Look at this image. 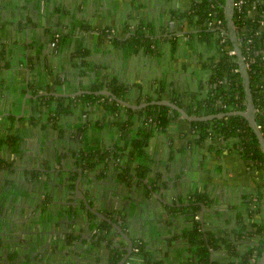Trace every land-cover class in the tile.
Wrapping results in <instances>:
<instances>
[{
	"label": "crops",
	"instance_id": "1",
	"mask_svg": "<svg viewBox=\"0 0 264 264\" xmlns=\"http://www.w3.org/2000/svg\"><path fill=\"white\" fill-rule=\"evenodd\" d=\"M193 1L0 0V136H19L16 140L18 151L7 148V157L23 163L27 153H30L34 159L32 164L48 157L54 163L62 162L66 142L59 139V131L68 129L74 133L77 129L82 130L87 119L91 126L88 133L90 140L85 136L84 131L88 129L85 128L81 142L83 149L112 147L119 137L117 131L101 119L108 115L103 107V96L87 99L85 107L81 108V103L61 112L60 125L56 128L47 120V115L57 105L58 97L68 96L67 100L76 103L82 98L77 95L92 91V83L105 82L115 76L128 83H139V87L128 92L131 100L140 95L147 100V94L156 97V80L164 77L163 96L172 99L185 93L187 103L200 78L207 77L201 62L212 54L204 51L202 46L185 42L187 33L196 29L189 27L187 21L173 19L174 11L183 12ZM139 23L152 24L155 33L152 35L162 38L157 43V54L144 52L141 48L128 49L124 40L133 34L134 27ZM55 32L61 33L60 38L56 46H51ZM171 34L175 36V46L169 41ZM34 58L40 60L38 68L32 67ZM33 70L40 73L37 82ZM199 89L201 95L206 93L204 88ZM38 93L41 96L38 97ZM96 119H100L101 123H96ZM91 120H94L95 126ZM186 126L188 124H183L182 120L181 124H172L164 131L156 130L150 136L148 149L153 153L151 173L154 176L157 171L162 172L167 186L155 190L161 198L155 197L152 192L154 200L150 201L148 209L143 208L142 214L133 219V236H141L147 241L150 249L163 259L162 264H188L190 253L187 242L181 236L172 235L174 232L181 235L188 222L179 212L165 215L162 199L173 201L180 195L187 202L191 192L201 189L212 192L215 202L203 209V215H206L208 227L219 229L225 226L227 219L224 210L230 216L234 214L237 209L233 210L231 205L240 206L245 192L257 197L264 194V165L258 168L248 163L229 141L215 137L213 147L208 139L200 148L189 145L179 151L178 146L191 136V131L185 137L179 135V131ZM170 136L175 142L173 145L169 142ZM171 147L175 149L173 157H169ZM119 157L120 162H127L126 150H122ZM110 170L113 172L111 175L108 174ZM108 171L98 176L100 180L103 178L102 181H109L104 185L106 188L113 187L112 182L118 178V169L109 168ZM24 178L13 182L12 190L0 191L4 194L0 197L11 199L12 194H20V198L23 193L26 194ZM136 185V195L141 196L143 183ZM129 196L121 197L130 201ZM262 201L261 217L264 216V198ZM130 202L133 204L134 200ZM15 205H10L11 219L16 216L13 212ZM217 207L223 209L219 210L221 217L213 215ZM57 216L56 210L51 209L44 219L49 224L54 222L59 225ZM212 218L215 223L211 222ZM234 219L235 216L228 221L226 229L235 225ZM44 223L40 222V227ZM83 243L89 244L90 239L84 237Z\"/></svg>",
	"mask_w": 264,
	"mask_h": 264
},
{
	"label": "trees",
	"instance_id": "2",
	"mask_svg": "<svg viewBox=\"0 0 264 264\" xmlns=\"http://www.w3.org/2000/svg\"><path fill=\"white\" fill-rule=\"evenodd\" d=\"M225 3L226 0H195L183 12H173V19H178L179 22L187 21L189 27L196 29L187 33V40L192 39V36L201 39L206 43L204 51L212 53L205 62H201V67L207 71L205 75L207 77L200 78L199 85L191 91L192 95L188 102H185L186 97H188L185 93H183V96L175 95L172 97L188 113L203 115L223 110L233 111L243 109L247 105L242 84L243 77L236 61L237 55L230 53L233 43L226 35L228 28L224 14ZM237 8L234 9L232 18L235 21L237 40L243 54L246 56L245 61L248 60L246 66L250 73V88L257 109L255 112L256 120L264 136V28L261 27V21H264V0H246L243 8L240 10ZM214 18H221L223 26L210 27L209 23ZM223 30H225L224 39L219 34ZM57 33L60 32H55L51 40H54L56 45L61 34L56 37L55 34ZM152 34H155L152 24L139 23L133 34L124 41L130 50L141 48L144 52L157 54L159 50L157 43L162 38L158 36L157 38ZM168 38L175 46V36L171 34ZM156 83L158 85L157 96L147 94L145 97L147 100L162 99L164 97L162 92L165 89L166 79L160 77L156 80ZM101 86L109 89L114 94L129 98L128 92L139 87V83H128V81L115 76L105 82L92 83L91 88L97 89ZM199 87L205 89L206 93L204 95L200 94ZM78 96L82 98L77 99L76 103L67 100L66 97L68 96L58 97L57 105L48 113L47 120L56 128L60 125L61 112H66L69 108L73 109V106L81 105V103L80 107H85L84 102L87 99L103 96L105 98L103 107L108 115L107 118L102 117L101 119H104L114 131H117L120 142L116 141V144L112 147L106 146V149L103 146L92 147V149L84 151L80 149L76 153L77 157L82 167L86 169H95L101 163L100 175H105L109 168H114L115 171L118 169V178L121 182L128 186L132 185L133 182L134 184L143 183L145 184L144 191L148 194L167 186V180L162 172L157 171L154 176L151 173L150 160L153 153L148 149L150 136L156 130L164 131L172 124H181L182 120L183 124L187 123L188 126L179 131V135L185 137L191 131V136L185 140L184 144L178 146L179 151L186 149L189 145H193V148L197 145L200 148L208 139L213 147L215 137H221L229 141L251 165L258 168L264 165V150L261 143L257 139L249 119L240 113L223 114L206 120H187L181 116L177 109L171 108V105L166 103H150L132 109L116 99H110L111 96L103 93L91 91ZM128 100L139 103L143 98L140 95L134 100L130 98ZM87 118L85 117V119ZM88 122L90 121L83 122L82 131L87 128ZM95 122L101 123L100 119H96ZM184 130L185 132H183ZM61 132H63V129L59 131V133ZM18 137L10 134L0 136V168L6 170L7 176L13 171L10 167L15 159H9L6 151L8 149L18 151L19 145L16 141ZM169 138L171 140L169 142L172 143L170 144L173 145L175 142L172 136ZM129 146H131L130 149H128ZM173 148L171 147L169 150V157H173L175 154ZM122 150H126L127 162L119 161ZM24 169L25 174L32 177L40 175L41 172L36 168L24 167ZM6 179L11 180L10 177ZM11 188H13V183H11ZM11 188L9 189L12 190ZM190 195L187 202L180 195H177L179 200L174 199L171 203L167 202L163 205L166 211L168 210L170 213L179 212L184 217V221L188 222L181 235L175 232L172 233V235L181 236L182 240L187 242L190 252L187 259L188 264H260L259 258L264 250V216L261 217L264 194L257 197L250 192H245L240 206L231 205L233 210L237 209L234 214L231 213L230 216V213L225 209L224 212H226L225 216L227 218L224 222L225 226L235 216L234 221L236 223L231 225L229 229H226L225 226L212 229L207 226L206 215H201L206 206L215 202L212 192L201 189L191 192ZM5 198L0 200V221L3 218ZM91 203L93 204V201ZM78 206L82 208L83 212L86 211L90 219L94 220V235L90 238V242L99 248V253L95 257V261L98 262L94 261L92 264H116L123 253L126 252L124 245L127 242L111 222L92 212L84 202L78 203ZM227 207L231 209L229 205ZM98 209H102L107 217L119 223L133 241L132 254L122 264H162L163 259L150 249L147 241L141 236H133L131 232L133 222L126 212H122V208L118 211L116 209L109 210L104 206ZM74 210V205L68 206L67 211L71 213ZM219 210L223 209L217 207L213 215L221 217ZM196 213H199L200 216L196 217ZM213 218L211 222H214ZM78 234V232L71 229L66 232L65 236L68 241L73 238L76 239Z\"/></svg>",
	"mask_w": 264,
	"mask_h": 264
},
{
	"label": "water",
	"instance_id": "3",
	"mask_svg": "<svg viewBox=\"0 0 264 264\" xmlns=\"http://www.w3.org/2000/svg\"><path fill=\"white\" fill-rule=\"evenodd\" d=\"M234 3H235V0H226L224 14H225L227 28H228L226 35L228 36L230 41L233 43V47L236 50V55H237L236 61L238 62V67L243 77L242 84H243V89L245 91L246 99H247V105L243 109H238V110H233V111L223 110V111L201 115V114H195V113L194 114L188 113L183 106H180L179 104H177L176 101L169 99L167 97H164L162 99L143 100V101H140V103H133V102L128 101V99L125 97H122L116 93L114 94L113 92H111L109 89L105 87L92 89V91L96 93H103L108 96H111V98H113L114 100L116 99L119 102L128 105V107L132 109H137V108H140L141 106H145L150 103H153V104L166 103V104L171 105V108L177 109V111L181 114V116L187 120L189 119L206 120V119H212L214 118V116H221L223 114L227 115V114L240 113L249 119L251 126L255 130L254 132L257 136V139L260 141L261 146L264 150V136L262 135L260 126L258 125L257 120H256L255 112L257 109L255 107L256 105H255V102L252 96V91L250 88V82H249L250 73H249L248 67L246 66L247 65L246 61L243 58L244 55H243L240 43L237 40L235 21H234V18H232L233 11L235 9ZM34 60L32 64L33 68H38L39 66H41L40 60H38L37 58H34ZM33 71L36 74V82H37L40 79V73L35 70ZM86 91H89V90H86ZM37 95L38 97L41 96L40 93H38ZM62 139L63 141H67V138H62ZM66 149L63 150L64 156L62 157V160H61L62 162L65 159L64 157L69 156L68 151H66ZM38 152H39L38 155L41 156L40 155L41 152L39 150ZM24 159H26V162H23V163H21V161H16V160L14 161L13 165H11L10 167L13 171L8 176L11 179L10 187H11V183L19 182L20 179H23V177H25L23 180L25 183L23 188L28 190L26 194L23 193L21 195L20 200L16 203L15 209L13 211L16 216L14 219H12V221L16 225H19V226L21 224L24 226L27 225L26 227H29L30 231H32L34 229L35 223L41 222L40 220L41 219L40 216L42 214L41 212L44 209L48 210L49 208H51V205L54 202V197L56 198L57 196H60V195H67L68 191L70 192L69 193L70 195L72 192V189L69 188L70 186L69 185L70 177L68 178L69 168H67L66 170L65 169L56 170L54 169V167H49V164L52 159L50 157H48V159L44 158L43 161H41V159H38L36 164H32L34 159L30 153H27ZM75 159L76 158H72L71 161L74 162ZM79 165H81V162H79ZM24 167L29 168V169H33V168L39 169L41 171L40 175H37L35 177L27 175L24 172L25 171ZM112 173H113L112 170L108 171L109 175H111ZM92 176L93 175H90L89 173L86 174V177L91 178ZM81 177H82V169L80 168V175L78 176V179L76 180V183H75V190H74L75 195H73V199H70L67 201V205L75 206L76 204L80 202L79 198H82L88 209H90L92 212H95L98 216L104 217V219L112 223V225L116 228L119 234L127 242L124 245L127 251L122 255V257L119 259V262L117 263V264H122L125 260H127V258L130 256V254L133 251V247H132L133 241L131 240V237L128 235V233L125 230H123L122 226L119 223L107 217L98 208L104 206V208H108L109 210L116 209L117 211L122 208V212H126L127 216H129L133 222V219H135V217H137L138 214H142L143 208L148 209V204H150V201L154 200V198L152 197V194H148V192H145L143 188L140 189L141 191H143V193L141 192L142 195L141 196L136 195L137 193L136 189L138 188V186L134 184V182L132 185L128 186V185H125L124 182L119 181L117 177L112 182L114 183L113 187L108 186L107 188L104 187V185L107 184L109 181L107 182V181L99 180L97 176H93L94 179L92 180H89L86 178L83 183V187L85 190H82V188H79L78 186L79 185L78 182L81 179ZM5 178L7 177L5 176ZM128 194L130 195L129 196L130 201L134 200L133 204H131L128 198H124V200H122L121 196L128 195ZM153 195L155 197L161 198L160 194L157 193L156 191L153 192ZM91 201H93V204L91 203ZM162 202L165 205L167 202L171 203L172 201L171 200L166 201V199H162ZM133 205H134V209L132 208ZM132 210H133V214H132ZM73 212L74 211H72V213ZM163 213L167 215L168 210L167 211L164 210ZM201 215L203 214L201 213ZM78 217L81 218V221L79 222L81 227L89 228L91 226L92 219H90V217H88L87 215L83 216L81 213H79ZM171 218L174 219L176 217H171ZM73 224L74 225H73L72 230L74 232L79 233V230H78L79 228L75 229V223ZM86 238L90 239L88 235L86 236ZM31 240H33V238H31ZM33 242H35V240H33ZM74 242H75L74 246L69 247L68 250H65L60 255L59 261H56L57 257L55 256L58 253L53 249L51 251L46 252L45 254L44 253L41 254L37 260V263L35 264H59V262L62 264H69L68 259L69 257H72V256H74V258H77V259H83V262H85V264H92L95 260L96 255H98L99 253L98 252L99 248L96 247L95 245H92V242L84 245L82 241V236L78 237V239H74ZM259 263L264 264V250H263V253L260 255Z\"/></svg>",
	"mask_w": 264,
	"mask_h": 264
},
{
	"label": "flooded vegetation",
	"instance_id": "4",
	"mask_svg": "<svg viewBox=\"0 0 264 264\" xmlns=\"http://www.w3.org/2000/svg\"><path fill=\"white\" fill-rule=\"evenodd\" d=\"M77 130L78 131H75L73 133L71 131H68V129L67 130L64 129L63 132H65V134L59 133V135H61L59 139L62 140V142H63L62 138H67V141H65L66 143L64 145L65 146L64 150L67 148L66 151H68V155L70 157L69 156L64 157L65 159L63 162L54 163L53 161H51L49 164V167H54V169L56 170H60V169L66 170L67 168H69L68 170L69 171L68 178L70 177L69 188L72 189V192L70 195H69L70 192L68 191L67 195H60V196H57L56 198L54 197V202L52 203L51 208H49L48 210L44 209L41 212L42 214L40 216L41 218L40 220L41 222L45 221L43 227H40V223H35L34 229L30 231V228L26 227L27 225L26 226L22 224L20 226L16 225L11 219L12 215L10 211L11 210L10 205L16 204L20 200L19 198L20 194L19 195L12 194V196L10 195L11 199L10 197L5 198L4 200L5 203L3 205L4 206L3 207L4 211H3V216H2L3 218H1L2 220L0 221V240H1L0 242V264H35L37 263V260L41 254L43 253L45 254L46 252L51 251L53 249L58 253L55 257H57L56 261H59L60 255L65 250H68L69 247H72L75 244L74 238L67 241L66 236H65L66 232L73 229V225H74L73 223H75V229L79 228L78 237L82 236V241L84 237H86L87 235L89 236V238L93 237L94 235L93 230L95 229V228L93 229L94 220H92L91 226L89 228H83L79 224V222L81 221V218L78 217L79 213H81L84 216V215H87L86 211L83 212L82 208L79 207L78 204L74 206L75 210L73 213L72 212L70 213L69 211H67L68 206H69L67 205V201L70 199H73V195H75V191H74L75 183H76V180L78 179V176L80 175V168L82 169V177L78 182L79 184L78 186L79 188H82V190H85L83 187L84 180L86 178L89 180H92L94 179L93 176L98 177L99 171L101 169L100 167L102 166V164H99L95 167V169L93 168L86 169V168H83L82 165H79L80 160L77 157L76 153L80 149L84 151L82 147L83 145L81 144L82 140L84 139V135H83L82 130H79V129ZM72 158H76L78 162L76 161L75 162L76 164H73L74 162L72 163L71 161ZM0 170H2V172H0V178H1L0 191L5 190V192H7L8 190H10L9 188H11L10 181L5 178V176L8 177L6 170H3L1 168ZM87 173L93 176L91 178L86 177ZM101 179L103 180L102 177ZM144 186L145 184H143V187ZM5 195L7 196L6 193ZM0 200H2V197H0ZM79 201L84 202L82 198H79ZM51 209L56 210L58 214L57 221H59V225L58 224L55 225L54 222H51L49 224V222H47V220L44 219V217L47 216L48 211ZM65 210L68 213H66ZM100 210L103 212L102 209ZM78 237L76 239H78ZM31 238H33L35 242H33ZM68 262L69 264H85V262L81 263V259L74 258V256L69 257ZM95 262H98V261H95ZM59 264H62V263L59 262Z\"/></svg>",
	"mask_w": 264,
	"mask_h": 264
},
{
	"label": "built area",
	"instance_id": "5",
	"mask_svg": "<svg viewBox=\"0 0 264 264\" xmlns=\"http://www.w3.org/2000/svg\"><path fill=\"white\" fill-rule=\"evenodd\" d=\"M246 4V0H235V3H234V7L236 8V7H238L237 9L238 10H240L241 8H243V6ZM251 12V11H250ZM209 25H210V27H214V26H218V27H221V26H223V20L221 19V18H214L210 23H209ZM138 26H135L134 27V29H136ZM261 27L262 28H264V21L262 20L261 21ZM59 34L60 33H57V34H55V36L57 37V36H59ZM222 37V39H224V36H225V30H223V31H221V33H219ZM263 39H264V36H263ZM50 44H51V46H56V43H55V41L53 40V41H51L50 42ZM230 53L231 54H236V50H235V48L233 47L231 50H230ZM244 55V54H243ZM245 55L243 56V58H244V60H245ZM252 59V58H251ZM248 63V60H246V64ZM110 99H112L111 97H110ZM196 215V217H199L200 216V214L199 213H196L195 214Z\"/></svg>",
	"mask_w": 264,
	"mask_h": 264
},
{
	"label": "rangeland",
	"instance_id": "6",
	"mask_svg": "<svg viewBox=\"0 0 264 264\" xmlns=\"http://www.w3.org/2000/svg\"><path fill=\"white\" fill-rule=\"evenodd\" d=\"M185 42H187V43H191V44H194L195 46H202V47H204L205 46V44L206 43H204L203 41H201V39H199V38H197V37H193L192 36V39H189V40H185ZM87 121H88V119H87ZM91 123H93L92 125L93 126H95L96 125V123L94 122V120H91ZM105 125H108V122H105ZM87 128L88 129H86V131H84L86 134H85V136L87 137V140L89 141L90 140V137H89V135H88V133H90L91 132V126H87ZM93 132H95V131H93ZM113 134V133H112ZM118 134V133H117ZM117 142L119 143L120 141H119V139H117ZM149 142H150V140H149ZM131 148V146H129L128 147V149H130Z\"/></svg>",
	"mask_w": 264,
	"mask_h": 264
}]
</instances>
